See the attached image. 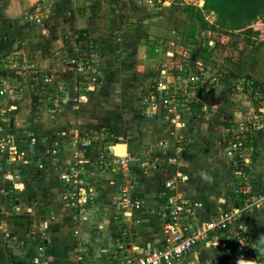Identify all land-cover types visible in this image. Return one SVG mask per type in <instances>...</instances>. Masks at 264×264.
Here are the masks:
<instances>
[{
	"label": "crops",
	"instance_id": "obj_1",
	"mask_svg": "<svg viewBox=\"0 0 264 264\" xmlns=\"http://www.w3.org/2000/svg\"><path fill=\"white\" fill-rule=\"evenodd\" d=\"M13 2L14 11L17 4L20 11L26 0H0V15H7ZM4 21L6 16L0 19L2 31ZM12 23L18 22L12 19ZM47 41L33 39L38 46ZM6 51L4 44L0 59ZM14 74L29 81L23 86L28 88L24 94L30 95V90L38 94L29 105L21 104V109L31 111L25 119L0 125L5 146L0 155V264H28L42 235V264H126L125 256L143 257L149 249L167 244L162 216L167 198L181 192L185 200L196 203L188 219L194 226L239 202L228 142L223 146L236 123V112L217 116L213 102L189 108L179 103L147 115L145 94L142 107L130 106L123 116H105V123L114 124L102 126L97 124L98 108L92 120L89 110L73 108L76 104L69 102L61 105L60 112L49 114L52 104L45 103L44 90L33 88L27 72ZM212 90L217 94V88ZM241 92L239 97L228 95L221 105L224 111L251 105ZM110 95L106 90L104 97ZM3 100L6 106L9 98ZM262 111L256 154L245 151L243 156L251 196L264 192V107ZM176 114L182 119L177 121ZM90 133H97V139ZM126 155L133 159L125 168L117 159ZM77 163L82 165L81 192L68 198L65 195L79 186L63 176L73 175L70 171ZM124 172L134 181L133 192L141 202L137 208L120 207ZM240 217L210 242L199 241L174 264H264V203L250 205Z\"/></svg>",
	"mask_w": 264,
	"mask_h": 264
},
{
	"label": "rangeland",
	"instance_id": "obj_2",
	"mask_svg": "<svg viewBox=\"0 0 264 264\" xmlns=\"http://www.w3.org/2000/svg\"><path fill=\"white\" fill-rule=\"evenodd\" d=\"M17 5L14 11L15 2L9 4L12 10L4 14L6 21L1 25L3 31L0 29V48L4 44L7 48L0 59V77H7L4 86L0 81L4 90L0 108L6 109L0 115V125L25 119L31 111L21 109V104L29 105V99L38 94L32 90L30 95L24 94L28 88L23 86L29 81L17 79L14 73L18 70L28 73L35 90H44L45 103L52 104L49 114L60 112L61 105L69 102L76 104L73 108L89 110L92 120L98 108L101 119L97 124L109 127L114 123H105V116H123L130 106L142 107L145 94L148 96L155 81L165 78L163 74L178 82L179 77L192 73L198 75L193 84L197 89L192 86L185 95L180 92L183 104L189 108L213 102L217 116L236 112L231 128L235 138H245L251 128L255 136L259 132L264 107V8L253 19L230 21L220 19L205 0H26L20 11ZM16 12L20 16H15ZM5 16L0 15V19ZM12 19L18 23H12ZM247 28L251 33L245 31ZM79 30H85L82 35L87 41L76 42ZM35 37L48 41L38 46L33 42ZM202 49L210 52L207 60L202 58ZM195 54L201 58L193 65ZM239 65L251 66L247 72L252 80L263 84L258 91V83L254 94L260 115L251 105L226 111L221 107L228 95L239 97L242 91L244 75L233 76ZM93 68L100 71L98 81L92 80ZM229 87L232 94H228ZM213 88H217V94ZM106 90L111 92L107 98ZM3 97L9 98L6 106ZM175 119L182 116L176 114ZM89 136L96 138L97 133ZM224 141L230 144L232 140ZM4 147L0 141V155ZM233 149L230 145L227 148ZM245 151L253 152L250 147H243ZM79 166L77 163L70 172L78 174L77 185H82Z\"/></svg>",
	"mask_w": 264,
	"mask_h": 264
},
{
	"label": "built area",
	"instance_id": "obj_3",
	"mask_svg": "<svg viewBox=\"0 0 264 264\" xmlns=\"http://www.w3.org/2000/svg\"><path fill=\"white\" fill-rule=\"evenodd\" d=\"M92 72V80L98 81L100 78V74L98 72L100 71L93 68ZM163 77L165 78H160L161 80L159 79L154 82L153 89L146 98V112L148 110L150 113H153L158 107H164L168 110L173 109L176 105L182 103L180 99V92H183V95L190 92L191 87L194 83H197L198 80V75L192 73L179 77L180 80L178 82H174L172 79L168 80L164 74ZM165 79H167V81L163 82ZM0 81L4 86L7 81V77H0ZM2 93H4V90L0 88V94ZM2 111L3 110L0 108V115ZM240 144V142H231L229 144L234 147L233 152L232 150L228 151L231 158H233L235 152L238 151ZM238 153L239 156L243 158L244 152L239 150ZM132 159L133 158L131 156L126 155L118 158L117 161L120 165L125 166L126 168ZM233 165L235 166V174L237 175V187H235V194L241 198V205H238L239 202L237 204L234 203L231 206L226 207L217 216L210 218L203 224L194 226L188 219L193 212L196 203L185 200L184 195L181 192H178L176 195L167 198L163 206L162 216L165 219L164 230L169 239L167 244L161 247H153L149 249L148 253L143 257L135 258L134 255L125 256V263L134 264L137 261L138 264H174L177 257L185 256L199 241L210 242L218 232L226 230L232 223L240 218L243 211L251 204L264 202V192L258 196H251L249 194V184L245 180L246 164L244 159L242 161H233ZM77 175L78 174L74 173L73 176L66 175L63 177L67 181L73 178L74 184H78L79 179L77 178ZM123 176L125 183L122 185L120 190V207L121 209H127L131 206L137 208L140 206L141 202L134 195V181L127 172H124ZM78 186V190L72 193H67L65 196L68 198L75 197L78 192H81V185ZM44 226L46 227L45 222L43 224V227ZM44 256L45 241L42 235L28 264H42ZM9 264L16 263L11 261Z\"/></svg>",
	"mask_w": 264,
	"mask_h": 264
},
{
	"label": "trees",
	"instance_id": "obj_4",
	"mask_svg": "<svg viewBox=\"0 0 264 264\" xmlns=\"http://www.w3.org/2000/svg\"><path fill=\"white\" fill-rule=\"evenodd\" d=\"M205 4L210 9L214 10L219 18L221 19H228L230 21L233 20H248L253 19L258 12H260L264 8V0H205ZM228 23V22H227ZM85 30H79V35L77 38V41H87V37L82 35V32ZM247 33H251V28H247L245 30ZM200 53L202 54V58L204 60H207L209 58V53L206 49L200 50ZM201 58V55L195 54L192 56L191 61L192 64H197V61ZM251 66L244 67L239 65L237 68V71L234 73V77H238V74L244 75L242 76V80L240 83L242 84V91L245 92L248 95V98L251 102V106L254 107V111L257 112V114L260 115V112L258 111V108L255 102L258 101L254 98V94L257 91L256 87L258 85V80H252L250 72L247 71L250 70ZM202 75V74H201ZM263 86L262 83H260V86L258 88V91H261V87ZM153 89V87H151ZM151 89V90H152ZM193 89H197L193 86ZM233 89L231 87L228 88V93H230V90ZM253 123L250 124L252 127ZM231 142L237 143L240 142V146L238 147L239 150H242L243 147H251L253 150V154H256L255 146H256V137L254 134V130L251 128L250 131L246 132L245 138H235L232 136L231 132L227 134L226 139H230ZM229 145V144H228ZM223 146H227V142L225 141L223 143ZM243 158L239 156L238 151L235 152L234 157L231 159V163L233 165V161H242ZM233 167H235L233 165ZM242 201L241 198L239 200L238 205H241ZM247 246V245H246ZM248 252V251H247Z\"/></svg>",
	"mask_w": 264,
	"mask_h": 264
},
{
	"label": "clouds",
	"instance_id": "obj_5",
	"mask_svg": "<svg viewBox=\"0 0 264 264\" xmlns=\"http://www.w3.org/2000/svg\"><path fill=\"white\" fill-rule=\"evenodd\" d=\"M204 179H206V180H208V179H210V177H208V176H204ZM262 243H264V238H262Z\"/></svg>",
	"mask_w": 264,
	"mask_h": 264
}]
</instances>
